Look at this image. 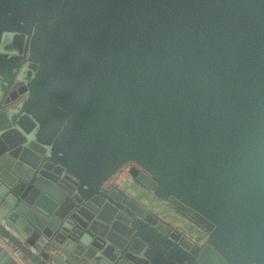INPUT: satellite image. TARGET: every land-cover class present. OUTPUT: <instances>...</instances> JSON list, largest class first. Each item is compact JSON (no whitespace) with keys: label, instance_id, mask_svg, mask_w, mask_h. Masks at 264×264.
<instances>
[{"label":"water","instance_id":"obj_1","mask_svg":"<svg viewBox=\"0 0 264 264\" xmlns=\"http://www.w3.org/2000/svg\"><path fill=\"white\" fill-rule=\"evenodd\" d=\"M0 264H264V0H0Z\"/></svg>","mask_w":264,"mask_h":264},{"label":"trees","instance_id":"obj_2","mask_svg":"<svg viewBox=\"0 0 264 264\" xmlns=\"http://www.w3.org/2000/svg\"><path fill=\"white\" fill-rule=\"evenodd\" d=\"M133 188H135V187H133ZM133 191L135 192L134 194L138 198H142V199L145 200L146 203L147 202L149 203L150 199L148 197H146V195L144 194V192H142L141 190H139L137 188L133 189ZM159 213L165 215L170 220L171 223L176 224L182 230L184 229L192 237H195L196 239H199L200 237L203 236V233L202 232L198 231L197 228H195L191 224L187 223L179 215H177L175 212H173L172 210H170L169 208H167L163 204H161L160 207H159Z\"/></svg>","mask_w":264,"mask_h":264},{"label":"crops","instance_id":"obj_3","mask_svg":"<svg viewBox=\"0 0 264 264\" xmlns=\"http://www.w3.org/2000/svg\"><path fill=\"white\" fill-rule=\"evenodd\" d=\"M120 179H123L122 177H120ZM134 187V185L133 184H131L130 182H124V183H122V185H121V188L124 190V191H126L127 193H129L131 196H133V197H135V198H138L134 193V191H133V189H135V188H133ZM145 194V193H144ZM146 195V194H145ZM146 197H148L149 199H150V201H149V203L147 204L146 202H145V200L144 199H142V198H138L143 204H145V205H147V207L152 211V212H154V213H156V214H159L161 217H163L167 222H169L170 224H172V226H174L175 228H178V229H180V230H182L180 227H178L176 224H173V223H171L170 222V220L165 216V215H163V214H161V213H159V207H160V203L157 201V200H155L153 197H151V196H148V195H146ZM199 231V230H198ZM182 232L183 233H185L186 235H189L188 234V232L187 231H185L184 229L182 230ZM190 237H192L191 235H189ZM193 239H196L195 237H192Z\"/></svg>","mask_w":264,"mask_h":264},{"label":"flooded vegetation","instance_id":"obj_4","mask_svg":"<svg viewBox=\"0 0 264 264\" xmlns=\"http://www.w3.org/2000/svg\"><path fill=\"white\" fill-rule=\"evenodd\" d=\"M128 165H129V164H128ZM126 167H127V166H126ZM126 167H125V168H126ZM123 170H125V169H123ZM144 193H145L146 195L150 196V195H149V194H147L146 192H144Z\"/></svg>","mask_w":264,"mask_h":264}]
</instances>
